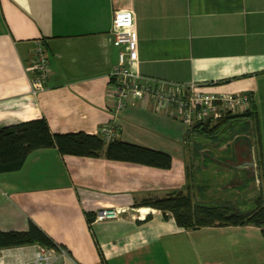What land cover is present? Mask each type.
Returning <instances> with one entry per match:
<instances>
[{
  "label": "crops",
  "instance_id": "obj_1",
  "mask_svg": "<svg viewBox=\"0 0 264 264\" xmlns=\"http://www.w3.org/2000/svg\"><path fill=\"white\" fill-rule=\"evenodd\" d=\"M120 10L133 13L134 74L195 85L207 94L251 97L262 167L238 149L228 160L208 158L206 145L189 143L190 129L149 99L130 101L113 117L111 72L124 47L115 41L112 19ZM39 41L50 73L46 88L33 94ZM42 119L51 133L63 135L99 136L113 122L116 140L165 153L171 166L36 150L19 171L0 174L1 231H25L32 222L66 251L64 257L55 252L54 264H264L258 227L187 231L157 210L134 207L174 191L194 190L200 198L203 187L189 166L197 163L198 172L212 166L214 174L218 164L233 159L234 172H260L264 207V0H0V128ZM106 208L121 215L89 222ZM38 249L1 250L0 264H33Z\"/></svg>",
  "mask_w": 264,
  "mask_h": 264
},
{
  "label": "trees",
  "instance_id": "obj_2",
  "mask_svg": "<svg viewBox=\"0 0 264 264\" xmlns=\"http://www.w3.org/2000/svg\"><path fill=\"white\" fill-rule=\"evenodd\" d=\"M239 121H244L243 125L249 131L248 134H252L254 137V146L256 147H254L255 158L257 167L260 168V166L262 167V149L258 145V125L255 113L252 110L237 115L229 114L222 119L216 120L214 125H211L210 121L196 123L189 130L188 137L195 135L201 140L205 139L212 142V145H222L225 141L224 139H220L219 135L226 128H230L231 126L238 127ZM247 142L250 143L248 147L251 148V142ZM195 143L201 145L200 148L204 145L198 143V140ZM48 148L56 149L63 156L95 159L100 158L104 154L105 158L111 161L128 162L159 169H169L171 166V157L167 154L125 144L119 142V140L106 143L100 135L94 136L84 133L53 134L47 122L42 119L0 128V174L19 171L29 154L36 150ZM205 148L206 152H208L207 150H211V146L209 145H206ZM194 151L196 155L198 153L201 154L200 157L204 155L202 149L195 148ZM236 152L233 150L232 155L234 157L237 154ZM206 156L214 158V155L211 153H207ZM169 194L162 199H143L140 203H135L134 207H149L159 210L162 212L164 219L170 216L179 228L187 231L212 227L255 226L262 230L264 237L263 206L251 212H242L227 205L211 206L202 201L195 202V198L191 195L190 191L186 194L183 192H172V194ZM200 194V199H202L203 195L201 192ZM94 217L92 216L89 222H92ZM34 245L44 249H61L32 222L29 223L26 231L0 230V251Z\"/></svg>",
  "mask_w": 264,
  "mask_h": 264
},
{
  "label": "built area",
  "instance_id": "obj_3",
  "mask_svg": "<svg viewBox=\"0 0 264 264\" xmlns=\"http://www.w3.org/2000/svg\"><path fill=\"white\" fill-rule=\"evenodd\" d=\"M112 26L117 44L124 50L119 55L118 65L111 72L113 87L111 100L113 102V117L120 115L130 101H153L157 109L171 111L180 122L191 129L196 123L206 120L222 119L227 115L246 112L251 104V97L244 94H207L198 91L195 85L179 86L167 85L161 81L143 79L133 73L131 64L137 61V46L134 38L133 13L130 10H120L113 13ZM33 76L30 79L33 94L42 92L46 88L49 78V60L44 43L35 44L32 56ZM116 125L111 122L100 131L104 141L116 140ZM119 211L115 209H101L94 220L102 222L116 220ZM59 251L64 257L66 251L62 249H44L39 247L33 264H54Z\"/></svg>",
  "mask_w": 264,
  "mask_h": 264
},
{
  "label": "rangeland",
  "instance_id": "obj_4",
  "mask_svg": "<svg viewBox=\"0 0 264 264\" xmlns=\"http://www.w3.org/2000/svg\"><path fill=\"white\" fill-rule=\"evenodd\" d=\"M238 114H241V113H238ZM216 120H219V119H212L208 121L211 122V125H214L216 123ZM208 121L206 120L203 123H206ZM243 123L244 121H239L238 127L235 128L231 126L230 128H226L219 135L220 139H224L225 141L220 146L216 144L212 145L211 144L212 142L207 141L205 139L201 140L195 135L189 136L187 141L189 143H195L196 140H198V143H202L207 146L212 145V148H210L211 150H208V151L213 153L214 157L220 160L231 159V157H233L232 156L233 150L237 151V149L241 151L243 157H247V158H250L252 156L254 157L255 148H256L254 146L255 144L254 137L252 136V134H248L249 131L246 130ZM251 124L253 125V123ZM247 141H250L252 146L255 147L253 148V150L252 149L250 150V148L248 147L250 143H248ZM222 163L223 165L218 164L216 166V171H214V174H212V171L210 169V167L212 166H210L209 169L206 170L205 172L197 171V163L194 164L195 169H193L191 165L189 166V170L194 174L193 175L194 179L198 181L196 185L203 187L202 191L200 190V192L203 195L202 199L196 196L197 192L195 193V191L193 190V195H195L194 201L195 202L202 201L205 204H208L211 206H226L227 205L228 207L236 208L240 211L243 210V212H251L255 210L256 208L261 207L262 206L261 204L262 183H261V180H259L260 172L258 170L256 172L257 168L255 167V171L253 173L249 172L245 174L243 171H239V170L234 172L233 170L234 163H235L234 159L233 161H223ZM235 186H238V187H235ZM179 192H182V191H179ZM174 193H178V192L174 191ZM183 193L186 194L185 192ZM168 195L170 194H167L164 197H167ZM162 198H158V199H162ZM140 202L141 201H139V203ZM141 208L155 210L149 207H141ZM160 213L162 214V212ZM120 215H121V212H119V216ZM29 223L30 222H28L27 227L29 226Z\"/></svg>",
  "mask_w": 264,
  "mask_h": 264
}]
</instances>
